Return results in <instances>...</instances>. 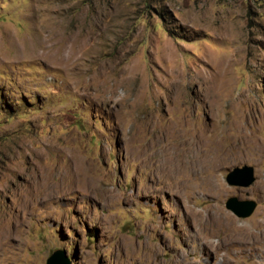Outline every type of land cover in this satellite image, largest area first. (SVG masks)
<instances>
[{
    "label": "rangeland",
    "instance_id": "1",
    "mask_svg": "<svg viewBox=\"0 0 264 264\" xmlns=\"http://www.w3.org/2000/svg\"><path fill=\"white\" fill-rule=\"evenodd\" d=\"M200 140L221 166L166 180L168 149ZM57 250L264 264V0H0V264Z\"/></svg>",
    "mask_w": 264,
    "mask_h": 264
},
{
    "label": "bare ground",
    "instance_id": "2",
    "mask_svg": "<svg viewBox=\"0 0 264 264\" xmlns=\"http://www.w3.org/2000/svg\"><path fill=\"white\" fill-rule=\"evenodd\" d=\"M174 134H175V131H174ZM202 144H203L202 140H200V142H198V147L196 148V147H193V145H192V147H190L189 151L168 149L170 152H167L166 154L164 153L165 155L163 156V158L161 160V162H162L161 166L163 168V177L166 180H168V179L177 180L178 176L181 174H185L186 176L187 175L192 176L196 172L200 171L206 164H212L215 169L217 167L221 166L220 165L221 163H218V162H222V158L219 161H215V160H216V158L218 159V158L224 156L225 154H228V151L223 149V148H219V150L216 152L208 151V154H203L202 149L200 148L201 146H203ZM180 181L178 180L176 185L179 187L185 186V184L181 183ZM216 222L223 223V217L220 215L217 208L214 212L213 224H215ZM209 240L207 241L208 245L210 243ZM212 243H213V241H212ZM210 245H211V243H210ZM220 245L224 246V243L223 244L221 243ZM216 248L218 249L219 246H216Z\"/></svg>",
    "mask_w": 264,
    "mask_h": 264
},
{
    "label": "water",
    "instance_id": "3",
    "mask_svg": "<svg viewBox=\"0 0 264 264\" xmlns=\"http://www.w3.org/2000/svg\"><path fill=\"white\" fill-rule=\"evenodd\" d=\"M228 184L239 187H250L254 181V168L251 166L237 167L227 176ZM227 208L239 218L250 217L257 208L254 200H239L232 197L227 201ZM47 264H72L65 250H57L47 260Z\"/></svg>",
    "mask_w": 264,
    "mask_h": 264
}]
</instances>
